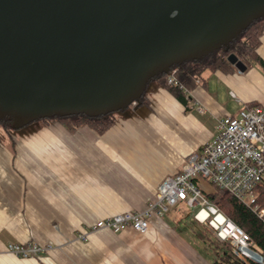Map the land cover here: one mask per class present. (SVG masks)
Masks as SVG:
<instances>
[{
    "label": "crops",
    "instance_id": "0c3cea01",
    "mask_svg": "<svg viewBox=\"0 0 264 264\" xmlns=\"http://www.w3.org/2000/svg\"><path fill=\"white\" fill-rule=\"evenodd\" d=\"M258 51L264 59V34ZM165 81L166 75L151 80L146 101L114 113L104 133L35 121L2 135L0 264L213 262L208 241L200 239L202 245L192 231L179 229L194 212L184 202L174 207L182 206L176 219L155 217L146 233L88 230L99 219L143 210L161 182L181 172L187 157L217 135L222 118L264 104V73L258 65L245 71L206 70L194 84L183 85L186 101ZM199 183L214 191L208 181ZM85 231L88 236L81 239ZM30 241L53 248L30 258L7 251L9 243Z\"/></svg>",
    "mask_w": 264,
    "mask_h": 264
},
{
    "label": "water",
    "instance_id": "95a60500",
    "mask_svg": "<svg viewBox=\"0 0 264 264\" xmlns=\"http://www.w3.org/2000/svg\"><path fill=\"white\" fill-rule=\"evenodd\" d=\"M262 17L264 0H0V119L22 128L53 114L119 112L141 102L151 79ZM15 47L22 56L13 64ZM228 60L247 69L234 53Z\"/></svg>",
    "mask_w": 264,
    "mask_h": 264
},
{
    "label": "built area",
    "instance_id": "2783aa9c",
    "mask_svg": "<svg viewBox=\"0 0 264 264\" xmlns=\"http://www.w3.org/2000/svg\"><path fill=\"white\" fill-rule=\"evenodd\" d=\"M165 75L170 85L184 88L174 68ZM200 179L230 192L252 207L264 222V203L258 202V191L264 185V104L248 106L237 115L222 118L217 135L187 157L181 172L161 182L156 195L143 210L99 219L88 230L107 229L118 233L133 228L146 233L153 218L164 217L170 207L185 202L196 211L198 221L208 223L218 238L230 243L232 253L239 259L247 264H264L262 249L206 196ZM88 232H82L81 239H85ZM52 248L51 243L34 241L7 245L9 253L22 258L40 257Z\"/></svg>",
    "mask_w": 264,
    "mask_h": 264
},
{
    "label": "trees",
    "instance_id": "16d2710c",
    "mask_svg": "<svg viewBox=\"0 0 264 264\" xmlns=\"http://www.w3.org/2000/svg\"><path fill=\"white\" fill-rule=\"evenodd\" d=\"M263 34L264 17L253 21L246 30L239 34L228 45L214 50L210 54L200 59H190L174 66L179 82L183 85L185 84L190 86L194 84L195 80L200 78L203 72L206 70H221L225 72H233L237 70V67L228 60V56L231 53L237 55L238 58L246 64L247 68L258 65L264 73V59L258 51ZM163 77V74H159L154 79H160ZM165 83L168 88L177 95L178 98L186 101V97L183 94L184 89L182 87L170 85L167 81H165ZM145 93L141 97L140 103H144L146 101ZM140 103L134 102L133 104L138 105ZM258 105L259 104L253 103L250 106ZM35 121H43L46 124L60 122L70 131H75L81 126H88L98 133H104L113 124L114 113L97 116H88L86 114L59 116L57 114H53L49 117L34 120L32 122ZM0 124L7 132H10L11 129H20L19 127L15 126L13 116L10 115H5L3 118H1ZM213 187L214 191L206 193V196L237 225L242 227L264 253V222L260 219L258 214L253 210L252 207L246 205L244 202L233 196L230 192L219 187ZM258 202L260 204L264 203V185L260 186V190L258 191ZM225 243L226 242H224V245L221 247L218 245L214 246L216 255L213 262L210 264H247L239 259L235 254H233L228 249V243Z\"/></svg>",
    "mask_w": 264,
    "mask_h": 264
},
{
    "label": "rangeland",
    "instance_id": "374dc122",
    "mask_svg": "<svg viewBox=\"0 0 264 264\" xmlns=\"http://www.w3.org/2000/svg\"><path fill=\"white\" fill-rule=\"evenodd\" d=\"M2 135L8 136V132H6L5 129H4V127L0 124V138H3ZM202 188H203V190L206 193H208V192L210 193L212 191V186L211 187L209 186V188H208L206 185H203ZM174 207H175V205L172 206V207H170L169 211L165 214V215H167L168 219H172V218L176 219L177 216H178V214H180L179 211H180V208L182 206H179L178 209H174ZM195 212L196 211L194 210L193 214H191L190 216H188V217L185 218L187 220H190L188 222V224L186 225V227L185 226L184 227H180L179 229H181V230L182 229L183 230H187V231H190V232L192 231L193 238L194 239H197L200 243H201V240L200 239H202V240H204L206 242L208 241V248L210 249V251H212V253L214 255H216L215 252H214L215 251L214 250V246L218 245L219 247H221V246L224 245L223 244L224 242L228 243V249L231 251V249H230V243L227 242V241H222L220 238H218L215 235V233H214V229L208 223H206V224L199 223L197 221V219L195 218ZM214 258H215V256H214Z\"/></svg>",
    "mask_w": 264,
    "mask_h": 264
},
{
    "label": "flooded vegetation",
    "instance_id": "af4514ba",
    "mask_svg": "<svg viewBox=\"0 0 264 264\" xmlns=\"http://www.w3.org/2000/svg\"><path fill=\"white\" fill-rule=\"evenodd\" d=\"M61 26H59V27H57L55 30H54V32L52 33L51 31H50V34H42V33H40V34H38V35H40L41 37H40V40L41 39H46V38H50V39H52L51 38V35H60V32H61ZM68 31L69 30H67V33H68ZM52 33V34H51ZM50 35V36H49ZM71 38H72V36L71 35H69ZM33 39H35V37H33ZM18 41H19V43H18ZM28 41V39H27V37H26V35L25 36H23V37H21V38H19V40L17 39V42H16V44L17 45H21L23 42H27ZM24 46H28V47H33V46H31V45H24ZM34 48V47H33ZM15 49H16V47H15ZM20 50V48L18 47V49H16L14 52H13V55H12V58H15V62L13 63V64H16V62L19 60V58L22 56V54H21V52L19 51ZM29 50H32V49H29ZM28 51V50H27ZM24 55V54H23ZM9 63H12L11 61H9ZM74 63H82L81 61H79V60H75V61H71V64L72 65H74ZM7 71L8 70H10V73L13 71V67H10L9 65L8 66H6V68H5ZM14 72V71H13ZM13 81H14V79H13ZM6 87H8L9 85H5ZM12 87H13V84L11 85Z\"/></svg>",
    "mask_w": 264,
    "mask_h": 264
},
{
    "label": "bare ground",
    "instance_id": "6f19581e",
    "mask_svg": "<svg viewBox=\"0 0 264 264\" xmlns=\"http://www.w3.org/2000/svg\"><path fill=\"white\" fill-rule=\"evenodd\" d=\"M219 218H221V217H219Z\"/></svg>",
    "mask_w": 264,
    "mask_h": 264
}]
</instances>
